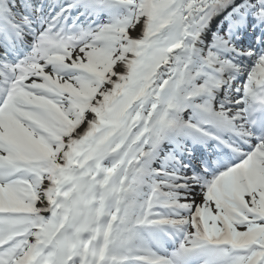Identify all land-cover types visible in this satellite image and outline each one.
Returning <instances> with one entry per match:
<instances>
[{"label":"snow or ice","instance_id":"snow-or-ice-1","mask_svg":"<svg viewBox=\"0 0 264 264\" xmlns=\"http://www.w3.org/2000/svg\"><path fill=\"white\" fill-rule=\"evenodd\" d=\"M0 264H264V0H0Z\"/></svg>","mask_w":264,"mask_h":264}]
</instances>
